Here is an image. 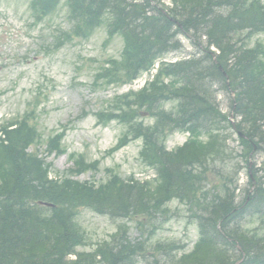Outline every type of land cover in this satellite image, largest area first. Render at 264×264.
Here are the masks:
<instances>
[{
    "label": "trees",
    "instance_id": "obj_1",
    "mask_svg": "<svg viewBox=\"0 0 264 264\" xmlns=\"http://www.w3.org/2000/svg\"><path fill=\"white\" fill-rule=\"evenodd\" d=\"M59 1L35 0L33 8L48 14ZM169 1L171 6L162 0H70L74 27L65 34L68 39H87L106 14L111 16L109 38L122 35L124 52L120 61L102 68L99 78L107 84L130 82L158 58L179 51V35H189L199 47V55L189 61L162 65L147 89L116 98L111 109L118 113L100 115L101 120L118 119L128 125V136L143 139L141 158L155 168L156 183L125 181L114 173L101 185L51 179V166L27 151L40 137L36 127L26 118L0 125V264H136L150 250V239L132 242L126 225L119 227L112 242L79 251L88 243L77 221L80 210L136 221L138 228L149 225L154 231L153 220L166 214L173 200L198 220L199 240L190 253L167 252L169 264H264V180L254 170L241 203L236 202L238 186L229 175L220 174L218 188L206 189L210 162L225 152L220 132L231 127L217 93L235 94L230 107L240 117L237 129L246 135L240 139L246 159L255 149L264 150V46L250 48L240 38L243 32L246 38L264 33V2ZM173 100L179 104L166 111L164 103ZM141 110L152 124L137 121ZM175 131H188L191 138L169 152L165 143ZM62 139L60 134L50 140V153L64 152ZM73 159L70 176L98 169V162L88 163L81 155ZM247 218H257L260 226L248 230L242 224ZM154 250L166 246L158 244ZM72 255L76 259H70Z\"/></svg>",
    "mask_w": 264,
    "mask_h": 264
},
{
    "label": "rangeland",
    "instance_id": "obj_2",
    "mask_svg": "<svg viewBox=\"0 0 264 264\" xmlns=\"http://www.w3.org/2000/svg\"><path fill=\"white\" fill-rule=\"evenodd\" d=\"M65 1L62 0L58 9L41 23H35L30 9L31 0H0V121L19 118L33 110L45 141L62 126H67L63 142L67 154L47 156V162L53 164L51 176L54 178H61L72 167L73 163L69 159L71 153L84 154L89 161L99 160L101 163L99 172L83 174L78 178L81 181H94L97 184L105 182L108 178L106 170L111 168L125 179L153 178L154 172L144 166L139 158L141 140L109 154L125 128L117 122L106 127L97 124L96 113L105 110L115 95L126 92L124 87L102 83L96 85L95 77L107 60L121 58L123 39L116 37L105 43L107 26L104 24L89 40H75L56 49V36L70 28ZM181 38L185 52L176 54L177 57L196 53L188 40ZM251 41V46L256 42L264 44V33L251 37ZM218 102L224 112H230L228 96H220ZM171 106V103L166 104L167 108ZM224 136L228 138L231 154L224 167L231 173H237L239 166L244 168L240 172L243 189L249 169L241 157L242 147L238 135L230 129L228 135ZM187 138L188 135L183 133L171 136L167 142L168 150L183 145ZM40 152L45 155L44 146ZM252 162H257L258 166L264 164V152L256 155ZM233 177L236 178L235 175ZM242 198L240 192L239 201ZM169 210L172 212L170 219L161 215L153 220L155 226L162 228L157 229L151 239L150 254L147 253L150 257L138 264H157L155 260L158 264H169V257L177 251L167 256L166 253L171 252L168 247L164 251L154 250L157 243L184 246L185 251L193 249L198 238L196 225L188 220L186 209L178 203L171 204ZM165 219L167 221L163 222ZM78 221L88 236V243L80 247L79 251L86 252L105 241H111L118 225L123 223L90 210H82ZM151 228L148 225L147 229H140L137 222H129L128 238L136 242L142 238V234L143 238L150 237Z\"/></svg>",
    "mask_w": 264,
    "mask_h": 264
},
{
    "label": "bare ground",
    "instance_id": "obj_3",
    "mask_svg": "<svg viewBox=\"0 0 264 264\" xmlns=\"http://www.w3.org/2000/svg\"><path fill=\"white\" fill-rule=\"evenodd\" d=\"M204 96L208 99L207 95H204ZM217 103H218V105H220L219 102H218V99H217ZM217 103H216V105H217ZM218 105H217V106H218ZM232 118L237 119V120L240 119V117H238V116L235 115L234 111H233ZM194 119H195V118H194ZM255 173H256V175H257L259 178H261L262 180H264V173H263V172H261L260 170L256 169V170H255ZM261 227L264 228V223L261 225Z\"/></svg>",
    "mask_w": 264,
    "mask_h": 264
}]
</instances>
